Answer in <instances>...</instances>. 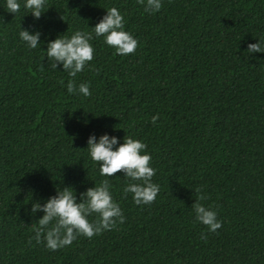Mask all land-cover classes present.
Returning <instances> with one entry per match:
<instances>
[{
    "label": "trees",
    "instance_id": "trees-1",
    "mask_svg": "<svg viewBox=\"0 0 264 264\" xmlns=\"http://www.w3.org/2000/svg\"><path fill=\"white\" fill-rule=\"evenodd\" d=\"M3 5L0 264H264V53L246 49L264 40V0H162L151 14L138 0H45L39 19ZM111 7L137 48L120 56L94 38L93 60L71 78L91 95L69 94L46 41L90 31ZM21 28L45 43L27 48ZM104 132L147 144L155 200L122 195L117 172L108 179L123 223L55 251L29 243L43 215L31 214L32 200L71 186L79 201L105 179L86 148L89 134ZM197 187L221 221L215 232L195 219Z\"/></svg>",
    "mask_w": 264,
    "mask_h": 264
},
{
    "label": "clouds",
    "instance_id": "clouds-1",
    "mask_svg": "<svg viewBox=\"0 0 264 264\" xmlns=\"http://www.w3.org/2000/svg\"><path fill=\"white\" fill-rule=\"evenodd\" d=\"M143 5L146 13H154L161 9L162 0H138ZM31 14L34 19H39L44 12L45 0H4L3 8L14 15L21 10ZM25 14V15H26ZM125 18L116 8L106 9V13L90 31L75 30L70 36L57 35L54 39L46 41L45 55L52 70L58 65L66 72L69 79L66 89L69 94H80L84 97L91 95L87 82L78 85L71 78L82 72L88 62L94 58V47L91 41L94 38H102L104 44L113 48L115 53L126 56L133 53L138 41L125 30ZM19 38L27 48L36 49L45 42L40 40L39 30L21 28ZM247 53L250 56L255 53H264V40L257 39L255 43L247 44ZM63 83V81H61ZM84 109L82 115L87 123ZM155 124L158 114L152 116ZM109 135L108 132L89 134L87 138V152L90 159L98 166V174L105 179L95 183L80 193L79 201L75 190L71 186L56 188L55 195L42 198L43 203L37 200L31 202V214L38 210L43 215L36 220L37 226L33 228L34 236L29 238V243L34 239L37 244L43 243L47 249L57 250L71 245L78 236L88 238L110 230L117 223L124 222V215L120 204L113 199L112 185L109 182L113 174L122 171L127 181L122 187V195L131 194L132 201L136 205L151 204L158 192L159 185L153 182L155 168L151 166V154L147 151V144L138 138L125 135L122 138ZM195 202L192 209L196 221L207 227L209 232H215L221 227V221L217 219V212L211 206H205L200 201L208 197L197 187ZM94 219H89L93 217Z\"/></svg>",
    "mask_w": 264,
    "mask_h": 264
}]
</instances>
